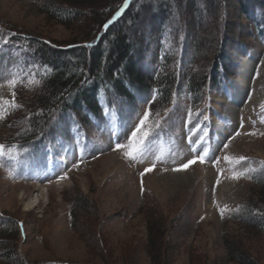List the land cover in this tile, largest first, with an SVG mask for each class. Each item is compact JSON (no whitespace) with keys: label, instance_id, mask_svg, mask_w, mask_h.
Wrapping results in <instances>:
<instances>
[{"label":"rangeland","instance_id":"rangeland-1","mask_svg":"<svg viewBox=\"0 0 264 264\" xmlns=\"http://www.w3.org/2000/svg\"><path fill=\"white\" fill-rule=\"evenodd\" d=\"M51 1L0 0V97L12 99L9 73L24 82L15 88L21 107L0 121V143L21 146L17 159H0V218L20 226L8 246L0 245V264H242L236 249L264 264V231L232 218L239 209L264 215L256 192L264 177V35L253 20L264 0H139L135 10L146 5L139 20H125L138 67L153 74L166 48L175 56L172 62L179 53L188 61L183 82L188 71L207 75L217 58L222 63L213 76L220 79L225 66V82L211 85L212 91L206 83L195 110L182 83L162 109L143 91L116 117L81 132L61 135L57 117L49 140L23 151L19 133L29 127L31 113L42 110L39 86H27L37 73L31 63L38 47L72 49L100 31L93 8H81V18L70 26L51 21L43 10ZM120 1L99 2L98 10L106 15ZM165 2L169 19L182 28L162 37L155 13ZM149 110L152 131L131 159L125 154L132 150L131 134ZM205 129L200 147H209V156L201 163L199 149L192 148ZM32 150L34 159L20 161ZM225 156L247 159L232 164ZM245 169H254L250 178H232ZM156 221L165 226L161 254L149 248ZM3 230L6 225L0 236Z\"/></svg>","mask_w":264,"mask_h":264},{"label":"trees","instance_id":"trees-1","mask_svg":"<svg viewBox=\"0 0 264 264\" xmlns=\"http://www.w3.org/2000/svg\"><path fill=\"white\" fill-rule=\"evenodd\" d=\"M103 1L106 0H53L45 4L43 10L47 14V18L64 26H70L81 18V8H93L92 15L97 21V26H100V31L92 41L82 42L72 49L60 50L47 44H41L38 47L37 55L31 53V55L34 54V57L33 62L30 63L38 65L37 73L34 75V78L40 80L38 85L40 93L36 103L42 110L40 109L41 111L36 115L31 113L28 117L29 127L19 133L22 145H26L22 147L23 151L49 140V136L54 134L53 129H56V124L54 125L52 122L57 117L60 119L61 124L59 125L63 126L58 131L61 135L68 134L67 130L69 129L70 131L77 128L84 130L83 127L88 125L96 127L105 122V117L109 112L123 110V107H128V105L132 106L135 101H138V95L143 91L154 95L153 100L158 102V106L162 109L172 102L175 91L180 89L181 84L184 83L191 100H193L191 108L195 110L199 107L197 99L202 94V87L209 83V89L212 91L211 85L218 86L217 83H224L225 78L230 75L225 71L226 67L222 66L219 72L220 79L213 76L222 63L217 58L215 63L210 66L207 75L198 76L196 73L188 71L187 80L183 82V69L188 61L186 62L184 55L179 53L177 59L172 62L174 54L171 55L170 50L166 48L162 52L161 63L153 74L145 71L143 65L138 67L135 62L137 60L135 45L127 34L128 25L125 20L138 21L141 11L146 5L141 4V7L135 10L139 0H131L122 17L105 27L123 8L126 0H121L116 8H110L106 15L98 10L103 5ZM99 2H102L101 6H99ZM261 4L264 7V1ZM157 7L158 12L155 13V17H160L158 19L161 22L159 28L162 37L175 35L179 32L182 26L169 19L171 16L167 2ZM258 7L260 11L253 20L258 35L263 36L264 8ZM160 8H165V10H160ZM244 10L246 11V8ZM194 11L196 13V9ZM248 14L252 15V10L248 11ZM26 41L30 44L29 47L33 48L31 43L34 41L29 39ZM36 44L34 43V45ZM192 57L191 62L194 64L197 56ZM35 154L32 150L23 156L27 158ZM262 175H264V169ZM257 182H259L260 189L256 192L264 201V177ZM246 208L248 209V206ZM235 212L239 213L232 215L233 219L244 220L249 227L264 231V215L242 209ZM3 225H6L7 230H3L1 233L0 242L3 243L0 245L8 246L11 239L16 237L14 232L20 226L18 222L15 224L14 221L6 222L0 218V226ZM164 230V224H160L158 221L151 225L149 248L153 254L154 252L155 254L165 252L162 241ZM232 249L231 254L234 253V249L233 251ZM236 251L237 258L242 264H259L245 251H239V249Z\"/></svg>","mask_w":264,"mask_h":264},{"label":"snow or ice","instance_id":"snow-or-ice-1","mask_svg":"<svg viewBox=\"0 0 264 264\" xmlns=\"http://www.w3.org/2000/svg\"><path fill=\"white\" fill-rule=\"evenodd\" d=\"M127 3V0H126ZM119 15V13H118ZM107 27V25L105 26ZM7 41H5L6 43ZM9 75L11 76V78H9L7 80V84L10 90H12L11 94H12V99L8 100V99H4L2 97H0V121H3L4 119H6L7 115L10 114L11 111L21 107V105L17 104L15 101V88L20 85V86H24V82L22 78H18L15 74L9 73ZM40 84V80L38 79H30L27 82V86H35V85H39ZM155 91V90H154ZM155 96L153 95V97L151 99H154ZM151 101H149L150 103ZM107 114V113H106ZM151 115L150 110L148 112H146L143 115V118L140 119L139 121V126L135 127V131L132 132L131 136H132V140H131V151L126 152L125 154L131 158V159H135L136 158V154L141 152L142 149V145L144 144L145 139L150 135L152 129L148 126V120H149V116ZM239 132H236L235 135H239ZM254 134V133H253ZM262 135H264V133H261ZM205 137H207V130H204V136L199 138V143L196 144L192 150L195 152L199 149L200 151V155L197 157V159H199V161L201 163L206 162V159L209 156V147L204 146V147H200L201 144H204V140ZM234 138V137H233ZM189 143L191 144L192 141L190 140ZM230 143V140L229 142ZM228 143H225L223 145V147L226 149L228 147ZM117 148L123 147L122 145H117ZM20 145H6L3 143H0V159H4L7 158L9 160H15L19 157L20 154ZM25 151H27V149H25ZM247 159V157L244 156H238V157H233V156H225V160H227L229 163L232 164H240L241 162L245 161ZM196 160H190L188 161L187 164L182 165L183 168H187L189 167L191 164L195 163ZM217 163L219 162L218 160L216 161ZM0 166H3L2 164H0ZM154 167V165H153ZM150 170V169H149ZM147 171V170H146ZM254 171V169H245L243 171H234L233 172V179H240L241 177H248L249 173ZM61 179L66 178V176H61ZM217 183H219V181H217ZM221 211V215L224 214L225 211H228V209L222 208L220 209Z\"/></svg>","mask_w":264,"mask_h":264},{"label":"bare ground","instance_id":"bare-ground-1","mask_svg":"<svg viewBox=\"0 0 264 264\" xmlns=\"http://www.w3.org/2000/svg\"><path fill=\"white\" fill-rule=\"evenodd\" d=\"M246 75H247V67H246V65H244L243 66V68H242V71H241V73H240V76H239V78L237 79V81H238V83H240V85L242 84L243 85V83H244V80H245V78H246ZM245 84V83H244ZM165 179V178H164ZM169 180H171V179H169ZM231 180V179H230ZM156 184V183H155ZM165 185H167L166 183H165ZM223 185H225V184H222L221 186H220V188H219V192L220 193H222V186ZM225 188V187H224ZM224 195V194H223ZM32 202V201H31ZM32 205V204H31Z\"/></svg>","mask_w":264,"mask_h":264}]
</instances>
